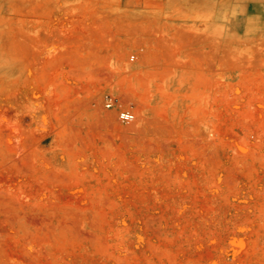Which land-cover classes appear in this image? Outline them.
I'll return each mask as SVG.
<instances>
[{"label":"rangeland","instance_id":"obj_1","mask_svg":"<svg viewBox=\"0 0 264 264\" xmlns=\"http://www.w3.org/2000/svg\"><path fill=\"white\" fill-rule=\"evenodd\" d=\"M0 264H264V0H0Z\"/></svg>","mask_w":264,"mask_h":264},{"label":"built area","instance_id":"obj_2","mask_svg":"<svg viewBox=\"0 0 264 264\" xmlns=\"http://www.w3.org/2000/svg\"><path fill=\"white\" fill-rule=\"evenodd\" d=\"M133 58L134 57H131V60H133ZM104 106L106 109H112L114 106V102L110 98H105ZM117 118L120 122L130 123L133 121L134 115L128 110H119L117 112Z\"/></svg>","mask_w":264,"mask_h":264}]
</instances>
